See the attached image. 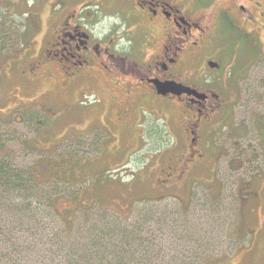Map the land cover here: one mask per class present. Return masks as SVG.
Returning <instances> with one entry per match:
<instances>
[{
    "label": "rangeland",
    "instance_id": "374dc122",
    "mask_svg": "<svg viewBox=\"0 0 264 264\" xmlns=\"http://www.w3.org/2000/svg\"><path fill=\"white\" fill-rule=\"evenodd\" d=\"M13 1H0V112L14 120L1 129L20 150L18 163L40 157L24 151V142L45 148L42 156L53 160L63 152L66 163L84 164L76 174L83 180L75 187L96 194L100 203L95 206L132 220L146 201L161 210L187 209L195 226L208 224L219 234L215 253L226 255L225 264H264V137L255 135V127H264V62L258 66L261 98L252 94L257 79L240 82L236 87L244 98L225 101L227 106L212 112L216 126L228 115L223 132L202 127L200 153L190 157V104L145 102L135 122L116 126L110 95L92 85L70 90L52 77L61 76V69L28 65L42 52H31L35 35L21 31L23 17H16ZM183 163L185 175L177 179ZM235 243L240 244L236 250Z\"/></svg>",
    "mask_w": 264,
    "mask_h": 264
},
{
    "label": "flooded vegetation",
    "instance_id": "af4514ba",
    "mask_svg": "<svg viewBox=\"0 0 264 264\" xmlns=\"http://www.w3.org/2000/svg\"><path fill=\"white\" fill-rule=\"evenodd\" d=\"M13 2L18 6L16 17H23L21 31L35 35L31 52H42L28 65L61 69V76L52 77L70 90L92 85L110 95L112 113L121 124L115 122L116 126L130 122L126 128L135 122L145 102L190 104L194 111L188 124L190 157L200 153L202 127L223 132L228 115L216 126L212 112L227 106L225 101L244 98L236 87L240 82L257 79L249 93L261 98L264 0ZM164 82L181 84L191 93L162 95L156 85ZM263 128L255 127L259 139L264 137ZM186 168V164L179 168L177 179Z\"/></svg>",
    "mask_w": 264,
    "mask_h": 264
},
{
    "label": "trees",
    "instance_id": "16d2710c",
    "mask_svg": "<svg viewBox=\"0 0 264 264\" xmlns=\"http://www.w3.org/2000/svg\"><path fill=\"white\" fill-rule=\"evenodd\" d=\"M11 116L0 112V264L226 263L215 253L221 241L214 227L195 226L186 208L161 210L146 201L132 220L76 190L84 164L66 163L63 152L53 160L42 156L45 148L24 142V151L40 157L18 163L20 150L1 129L14 125Z\"/></svg>",
    "mask_w": 264,
    "mask_h": 264
},
{
    "label": "water",
    "instance_id": "95a60500",
    "mask_svg": "<svg viewBox=\"0 0 264 264\" xmlns=\"http://www.w3.org/2000/svg\"><path fill=\"white\" fill-rule=\"evenodd\" d=\"M158 93L162 95H166L168 93H175V94H180L183 92L186 93H191V90L189 88L184 87L181 84H177L175 82H164V83H159L156 85Z\"/></svg>",
    "mask_w": 264,
    "mask_h": 264
}]
</instances>
